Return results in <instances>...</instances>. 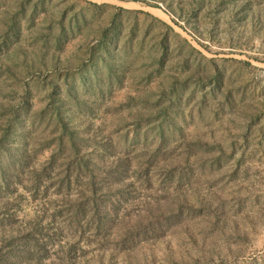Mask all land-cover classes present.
<instances>
[{"label":"rangeland","instance_id":"374dc122","mask_svg":"<svg viewBox=\"0 0 264 264\" xmlns=\"http://www.w3.org/2000/svg\"><path fill=\"white\" fill-rule=\"evenodd\" d=\"M0 264H264V0H0Z\"/></svg>","mask_w":264,"mask_h":264}]
</instances>
